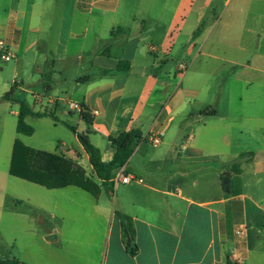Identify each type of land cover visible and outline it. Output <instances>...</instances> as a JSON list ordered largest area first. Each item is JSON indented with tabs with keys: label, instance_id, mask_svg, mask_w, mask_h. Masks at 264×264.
Segmentation results:
<instances>
[{
	"label": "crops",
	"instance_id": "crops-1",
	"mask_svg": "<svg viewBox=\"0 0 264 264\" xmlns=\"http://www.w3.org/2000/svg\"><path fill=\"white\" fill-rule=\"evenodd\" d=\"M34 4H28V29L39 30L46 10ZM118 4L75 0L73 11L84 17L83 24L76 30L71 24L54 28L59 33L45 45L53 51L49 73H40L28 91L15 78L10 88L15 86L14 95L30 93L25 101L32 112H51L56 122L62 115L66 127H74L71 115L77 114V127L83 125L77 131L88 134L103 162L113 157L111 138L139 130L141 141L120 170L141 182L120 184L113 196L101 189L96 197L76 186L43 187L67 197L48 215L54 224L42 236V253L8 259L19 264H260L264 0H179L159 43L153 40L159 26L137 17L126 21ZM20 5L21 0H0V41L14 56L21 51L25 12ZM99 21L107 22L103 32ZM119 62L128 69L116 71ZM4 94L0 105H17L10 112L16 131L19 107ZM69 102L79 103L86 117L70 111ZM16 137L10 129L5 132V122L0 125V156L11 159ZM74 137L75 151L88 161ZM238 227L245 228L243 240L235 235Z\"/></svg>",
	"mask_w": 264,
	"mask_h": 264
},
{
	"label": "rangeland",
	"instance_id": "rangeland-1",
	"mask_svg": "<svg viewBox=\"0 0 264 264\" xmlns=\"http://www.w3.org/2000/svg\"><path fill=\"white\" fill-rule=\"evenodd\" d=\"M31 3H35L34 5L38 8L41 7L46 10L44 14L39 15L42 22L39 30L28 29L27 20L31 17L28 4ZM74 3L75 0H39L37 2L35 0H21L20 8L25 12L21 15V51L8 62L0 60V95L9 91L13 78L20 81L23 84V89L28 91L34 87L32 85L38 84L40 73L42 75L49 73L50 64L48 61L53 51H51L49 46L45 45H48L49 41H51L49 43L51 45L53 36L59 33L54 28L63 24H71L74 26L73 29L76 30L78 26L83 24L84 17L77 15L73 11ZM178 5L179 0H119L118 4L125 12L124 18L126 21L128 20L129 22V17L130 20L137 17L138 20H145L147 24L159 26V29H157V32L153 36L155 43H159L163 39L164 31L167 29L172 18V13ZM37 7L35 9L39 10ZM106 23L103 25L99 21L96 24L97 29L103 32V27L107 25ZM49 24L51 27H49ZM172 33L170 31L166 39H169ZM34 40L36 41L35 46L29 49V51L22 53L25 46ZM157 54L159 57L163 56L160 52ZM210 67L213 70L216 66L211 65ZM27 93L20 91L13 97L29 102L30 93ZM41 110L40 108L38 111ZM16 111V104L3 103L0 105V125H3L5 122L6 133H9L10 129V133L12 132L17 135L16 139H19L25 146L49 153L55 152L57 155L70 160L75 167L84 172L86 178L99 184L89 162L85 160L81 153L75 151L74 134L61 122L62 115L57 114L59 118L57 122L49 117L26 118L25 122L34 129V133L31 136H24L18 135L13 126L16 123V116H13L10 112L14 113ZM48 111H51V109ZM79 115L82 116L83 113H79ZM71 118L74 120L72 125L78 131H82V122L80 121L81 125L78 127L75 122L78 119L77 114H72ZM61 150L65 151L62 152ZM9 161V154H1L0 259L18 258L29 253L33 255L42 253L40 250L44 247L42 236L46 229L54 224L50 223L51 220L48 215L51 213L55 202L67 197L63 194V191L47 190L27 181L11 177L8 174ZM114 193L115 188L113 189L112 196ZM34 210L40 211L41 216L39 217L34 214ZM260 261V264H264V257ZM252 264L258 263L254 261Z\"/></svg>",
	"mask_w": 264,
	"mask_h": 264
},
{
	"label": "trees",
	"instance_id": "trees-1",
	"mask_svg": "<svg viewBox=\"0 0 264 264\" xmlns=\"http://www.w3.org/2000/svg\"><path fill=\"white\" fill-rule=\"evenodd\" d=\"M199 32L200 31L197 30L194 36ZM127 69V63L119 62L116 71H125ZM103 73L106 74L108 72L105 71ZM14 91L15 86H12L10 90L4 94L3 99L18 104L19 108L16 124V132L18 134L31 136L34 133V129L25 122L27 116H47L56 120L51 112H32L24 99L13 97ZM82 116L86 117V114L84 113ZM67 127L77 137L79 144L87 154L89 164L99 184L86 178L84 172L75 167L70 160L54 153L27 147L18 139H15L13 143L8 170L9 175L47 189H61L68 186H76L95 197L99 195L101 189H103L108 196H111L114 189V184L111 179L115 172L126 164L134 148L141 141V132L133 129L121 133L116 138H111L110 141L114 148V154L111 161L103 162L99 150L91 144L87 133L78 132L75 127L70 125ZM232 168L234 172H239L236 164H234ZM120 217L123 220H127L126 216L120 215ZM0 264H19V262L13 259H4L0 261Z\"/></svg>",
	"mask_w": 264,
	"mask_h": 264
},
{
	"label": "built area",
	"instance_id": "built-area-1",
	"mask_svg": "<svg viewBox=\"0 0 264 264\" xmlns=\"http://www.w3.org/2000/svg\"><path fill=\"white\" fill-rule=\"evenodd\" d=\"M15 58L14 54L11 52L9 46L5 44L3 41H0V60H3L4 62L10 61L11 59ZM68 108L70 111L81 113L83 111V108L81 105L77 102H69ZM153 144L158 143V139L154 138L152 140ZM112 183L116 187L118 184H128L130 182L136 181L141 182L140 179H137L133 176L124 174L122 170H118L115 172L113 178L111 179ZM235 235L239 240H243L246 237V231L244 227H238L235 230Z\"/></svg>",
	"mask_w": 264,
	"mask_h": 264
}]
</instances>
